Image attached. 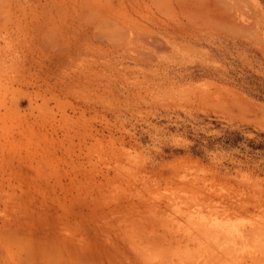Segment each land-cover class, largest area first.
<instances>
[{
	"label": "rangeland",
	"instance_id": "1",
	"mask_svg": "<svg viewBox=\"0 0 264 264\" xmlns=\"http://www.w3.org/2000/svg\"><path fill=\"white\" fill-rule=\"evenodd\" d=\"M189 2L0 0V264H204L221 229L211 264L264 263V55Z\"/></svg>",
	"mask_w": 264,
	"mask_h": 264
},
{
	"label": "bare ground",
	"instance_id": "2",
	"mask_svg": "<svg viewBox=\"0 0 264 264\" xmlns=\"http://www.w3.org/2000/svg\"><path fill=\"white\" fill-rule=\"evenodd\" d=\"M192 1L195 2V0ZM196 1H197L196 2L197 4L195 3L196 6L193 5L194 4L193 2H189L188 5L192 4L191 6L193 8H191L190 10H193V12L196 10L197 12L194 13L199 14V15H194V17L198 16L196 17V20L199 22L202 21L204 23V25L201 27L208 28L213 34L216 32L221 34H226V36L230 41L233 42L238 41L242 44H247V37L254 39V42H255V38H257L259 42L257 43L258 46L256 45L255 42V46L257 50L259 52H262V54L264 55V3L262 1L259 0H196ZM205 1L206 3L209 1V3L207 4H210L211 8L206 7L208 5L205 3ZM202 2L206 6L203 5ZM198 5H200V7L202 5L203 6L200 9ZM82 6L85 11L86 9L88 11L92 10L85 3H82ZM191 6H186V8ZM204 6L208 9L204 8ZM198 10L200 11V13L198 12ZM156 39L155 41L154 40L153 41L156 42L157 41ZM150 42L152 43V41ZM156 43L155 44L152 43L153 46L157 45L158 43H159L158 46L162 45L161 41L158 42L157 44ZM181 44L182 43H177V41L173 42L172 40L170 42V46H169L170 48L169 49L166 48L164 52L169 51L171 48H172L171 51L179 52ZM141 55L143 57L144 53H141ZM240 236L242 239L243 237H245L244 234H241ZM215 237L216 239L212 242L213 248L210 249L207 255L204 257V264H211L210 261L213 260L212 256L214 255L215 250L218 253L221 254L223 253L224 256L229 255L231 253V248L225 249L224 245L221 247L220 245L222 244V242L225 243V245L230 242L234 243L238 238L233 231L231 230L224 231V229L218 230V233ZM191 244L192 242L190 240L185 242V244L182 246L181 249L182 251L181 255L183 257L178 258L177 260L174 261V263L189 264V261L187 260H190L189 258L192 253V249H194V247H191ZM232 245L233 244L230 243V246ZM263 250H261L262 254H264ZM250 261L251 262L248 264H253L254 260L252 259V257ZM259 261H260L259 264H264L262 263V259ZM219 264H225V263L224 261H222L221 263L219 262Z\"/></svg>",
	"mask_w": 264,
	"mask_h": 264
},
{
	"label": "crops",
	"instance_id": "3",
	"mask_svg": "<svg viewBox=\"0 0 264 264\" xmlns=\"http://www.w3.org/2000/svg\"><path fill=\"white\" fill-rule=\"evenodd\" d=\"M210 33H212L211 31H210ZM213 35V34H212ZM214 36V35H213ZM214 38V37H213ZM200 39V38H199Z\"/></svg>",
	"mask_w": 264,
	"mask_h": 264
}]
</instances>
